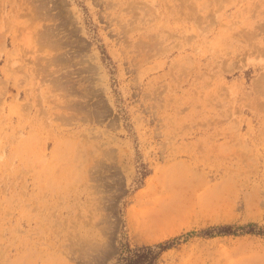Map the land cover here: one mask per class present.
<instances>
[{
  "label": "rangeland",
  "instance_id": "374dc122",
  "mask_svg": "<svg viewBox=\"0 0 264 264\" xmlns=\"http://www.w3.org/2000/svg\"><path fill=\"white\" fill-rule=\"evenodd\" d=\"M248 225L264 0H0V264H264Z\"/></svg>",
  "mask_w": 264,
  "mask_h": 264
},
{
  "label": "trees",
  "instance_id": "16d2710c",
  "mask_svg": "<svg viewBox=\"0 0 264 264\" xmlns=\"http://www.w3.org/2000/svg\"><path fill=\"white\" fill-rule=\"evenodd\" d=\"M244 229V230H243ZM255 225H248L242 228L248 234L263 235L264 231H255ZM231 228L225 227L217 230L218 233L228 234ZM210 231L203 232L204 235H209ZM173 242H167L158 246H145L135 249L134 251H127V253L121 258L120 264H157L160 256L167 250L173 247Z\"/></svg>",
  "mask_w": 264,
  "mask_h": 264
}]
</instances>
